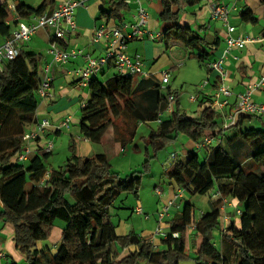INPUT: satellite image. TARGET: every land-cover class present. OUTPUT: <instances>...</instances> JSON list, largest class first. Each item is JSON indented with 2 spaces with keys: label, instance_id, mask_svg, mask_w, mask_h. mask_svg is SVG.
Returning a JSON list of instances; mask_svg holds the SVG:
<instances>
[{
  "label": "trees",
  "instance_id": "obj_1",
  "mask_svg": "<svg viewBox=\"0 0 264 264\" xmlns=\"http://www.w3.org/2000/svg\"><path fill=\"white\" fill-rule=\"evenodd\" d=\"M180 1L162 0L164 12L160 18L176 22L163 34V41L166 47L172 42L181 43L190 55L205 62L204 39L178 23L183 9L173 11ZM105 4L109 10L103 9L102 14L109 19L122 21L123 12L129 9L125 0H106ZM45 7L32 9L18 3L19 22L41 15ZM241 19L257 22L250 9L241 13ZM13 24L17 26L18 21H13L7 1L1 3L0 35L11 37ZM21 46L19 55L5 61L0 69V221L14 227L16 248L29 264H40L39 244L49 239L57 220L66 227L52 264H180L191 257L189 242H194L195 236L202 239L193 257L195 264H264V130L243 127L252 116L240 115L234 125L217 132L214 123L190 118L180 110V94L168 87L170 82L163 87L161 74L159 81L149 75L138 79L118 73L105 82L93 78L89 84L92 98L83 106L79 123L82 138L91 143L101 144L110 136L125 150L137 136L131 119L138 124L159 123L158 129L144 139L148 149L152 147L155 152L175 144L180 135L195 144L206 135L222 136L215 141L217 146L213 143L199 152L192 149L186 159L176 156L169 161L165 172L169 185L174 194H183L172 206L177 210L175 216L170 214L171 207L161 222L156 217L167 238L155 233L147 238L134 231L119 236L111 223L110 210L123 194L139 196L142 172L120 179L112 171L108 153L80 157L74 141L69 146V159L58 169H48L45 164L52 152L37 155L29 163L16 161L26 145L25 135L40 122L37 111L42 100L39 87L45 59L41 54L23 52ZM168 96H173L175 109L170 119L163 120ZM216 192L220 197L214 199ZM197 195L211 196L210 211L198 217L191 202ZM183 200L181 209L178 202ZM225 200L239 206L240 228L234 215H226L232 221L223 224L221 208ZM217 229L227 243L223 252L213 241ZM158 237L165 246L163 250L155 242ZM122 250L127 254L119 258Z\"/></svg>",
  "mask_w": 264,
  "mask_h": 264
},
{
  "label": "crops",
  "instance_id": "obj_2",
  "mask_svg": "<svg viewBox=\"0 0 264 264\" xmlns=\"http://www.w3.org/2000/svg\"><path fill=\"white\" fill-rule=\"evenodd\" d=\"M6 1L7 0H0V4ZM64 1L65 0H18V3L25 4L27 7L32 9H39L40 7L46 5L44 13L51 14ZM81 1H83L84 6L77 8L73 17V20L77 27L76 32L72 35L67 36L65 41H58V45L63 50L77 53L75 57L71 58L66 65L58 66L52 63V58L49 55L50 43L54 41V30L52 29L40 31L28 43H22L21 46L23 52H33L35 54H41L45 57L44 62L42 64L43 70L41 72V78H44V71L46 70V68L50 67L49 76H51L52 78L54 93L53 99L41 100L40 102L37 111V120L38 122L44 119L49 120L51 122V126L49 129H47L40 135V139L29 142V146L32 149V153L29 155V158L31 156L35 157L37 155H42V152H38L39 149L44 147L48 140L53 142L56 141L53 138L54 136L58 137L64 133L67 134V136H71V142H75L76 147L78 148V156L93 157L97 155L95 154V147H93L94 143L83 139L80 134L79 123L81 120V110L83 106L91 100L92 94L89 89V86L85 87L81 85L79 72L86 67V56H90L91 58L96 59L103 57L106 53V50L108 51L109 46L107 40H103L102 42L98 43L95 42L96 33L101 28V26L106 25L109 28L117 27L120 28L122 34H130L132 31L131 26L135 23L134 17L136 15L139 5L136 0H125V2L128 3L129 9L123 12L124 16L122 18V21H119L117 19H109L103 16V9L109 10V5L105 4L106 0ZM220 2L230 7L231 12L229 22L231 26L235 28L233 37L247 38L259 37L261 35H264V0H220ZM211 4L212 3L207 0H192V2L190 0H181L179 4L173 8V11L177 12L178 10L183 9L184 13L180 16L181 18L178 23L181 25L189 26L195 33H197L202 39H204V42L202 43L207 51V53L205 54V62H200L196 57L190 55L189 49H187L183 44L180 43L186 50V58L188 59V62L192 63L190 67L191 71L188 74L193 76L197 75L198 79L196 81L199 84L198 88L200 91V95L191 97L190 99L191 105L197 104L196 109L190 110L194 114H189L187 110L184 109L181 102L179 104L181 106L180 110H183L184 113H186V115H188L190 118H199L214 123V129L218 132L221 129H225V125L229 123V116L231 114L233 104L236 102L237 96L239 94L245 93L251 83L253 84L254 82H258L262 77H264V42L250 43L244 49L234 50L232 52V55L228 59V63L226 65L228 79L225 82V84L229 87L232 93L228 100L230 102V105L222 109H213L212 104L215 101L223 102L225 100V97H216L218 89L221 85V80L217 72L208 69L207 63L212 61L215 62L220 59L223 55V51L226 46L225 39L227 37V32L221 22H217L212 19ZM143 6L149 14V24L147 30L153 34H160V36L156 40H152L148 36H144L139 39H132L128 42L126 54L130 57L140 56L142 58L143 64H145L143 66L147 68V64H149L148 59L150 56L148 49H150L151 55H158L160 49L153 48L152 45L147 43H138V41L145 39H149L153 42L159 41L160 39H163V34L169 28L175 26L176 22H165L160 18L161 14L164 12L162 0H143ZM189 7L197 8L194 9L193 13H190L188 12ZM246 9H250L253 12L254 16L257 18L256 23H246L242 21L241 13ZM127 15L129 16L128 20L126 18ZM125 25H128V27H125ZM220 26H222V28H220ZM15 30L16 25L13 24L11 32ZM155 31H157V33H155ZM7 39V37H3L0 35V46H2ZM175 43L177 42L170 43L169 46L165 48V51L169 50L171 48V45H176ZM129 44L131 45L129 46ZM182 65L185 66L186 64H173V66L171 67V71H175L178 68L183 67ZM112 69H114L115 71L111 76H109ZM149 69H147L149 71L147 74L159 81V74L153 72L154 68L149 67ZM105 70L106 71L102 74L100 73L95 76L102 82H105L117 73L116 69L113 66H109ZM136 77L138 79L144 78L142 76H135V78ZM168 87L173 90L172 86L169 85ZM257 91L264 92V87ZM257 91L253 93V96H255ZM258 97L262 98V95L259 94ZM253 101L258 104H264L260 101H256L255 99H253ZM174 109L175 106L173 105L171 113L165 112L167 115V119H170ZM67 119L71 120L70 125L67 127H63L62 123H64ZM131 122L137 127V130L139 126L148 125L150 123H157L149 122L138 124L132 119ZM244 126H251V121L244 122L243 127ZM36 128L37 125H33L30 129V132L37 131ZM180 136H178L177 141L174 145L176 147H181V149L175 154L180 159H186L188 152L192 149H195V143L188 139L186 136H184V138H182L186 141L184 144H180ZM205 137H210V135H206ZM212 137H215V134H212ZM221 137L222 136L219 134L218 137L214 139L217 140ZM133 141H135V139ZM105 145H110L113 148L115 155L117 153L122 154L126 150H123L120 143L112 142L110 136L105 138L103 143L98 144V146H100L102 150H104ZM213 146H217L215 142ZM55 149L56 148H54V150ZM29 161L30 160L28 159L26 163H29ZM170 189L171 191L169 194V200L173 199L174 197L173 188L171 187ZM225 201V203L223 201V205L221 208L222 213L224 214V216L234 215V213H231L230 209H238L239 206L233 200ZM208 206V209L202 211L200 215L203 212L210 211L211 207L210 205ZM1 209L2 204L0 202V210ZM228 221L231 223L232 220ZM234 221L236 227L240 228L239 218L236 220L234 219ZM230 223H228V225ZM53 231L49 239L52 237ZM14 236V227L10 224H5L1 220L0 253L4 254V257L0 258L1 264H10L12 261L18 264H29L27 257L17 250L14 241ZM194 239L197 242L195 243L196 249L193 250L195 255L202 239L199 236H195L193 240ZM61 240L62 236L59 240H57V242H54L52 240L49 244L48 242L41 243V247L39 248V262L43 249L45 253L52 249L55 250V252L53 253L54 259V256L57 252L56 250H58V247L61 244ZM192 242L193 241L190 240L189 250L190 244ZM189 253L192 254L191 251ZM52 262L53 260L49 261L50 264H52Z\"/></svg>",
  "mask_w": 264,
  "mask_h": 264
},
{
  "label": "built area",
  "instance_id": "obj_3",
  "mask_svg": "<svg viewBox=\"0 0 264 264\" xmlns=\"http://www.w3.org/2000/svg\"><path fill=\"white\" fill-rule=\"evenodd\" d=\"M210 1L211 4V13L212 19L221 22L223 27L227 32V37L225 39V49L223 51V55L220 59L215 62H210L208 64V68L212 71L218 73L221 85L218 89L216 97L224 96L225 100L223 102L215 101L212 104V108L222 109L224 107H228L230 102L228 101L230 96L232 95L229 87L225 84L228 79V73L226 71V65L228 63V59L232 55L234 50H242L250 43H263L264 35L259 37H247L242 38L233 37V33L235 32V28L231 26L229 22L230 17V7L226 6L224 3L220 2V0H207ZM139 7L137 9L135 15V23L131 26V33L128 35L122 34L120 28H109L106 25H102L101 28L97 31L95 36V42H102L103 40H107L108 42V51L103 57L100 58H91L90 56H86V67L79 72L80 83L82 86H89L93 77L97 76L104 69L109 66L114 65L117 73L122 76H142L148 77L144 71V64L142 58L140 56L130 57L126 54V50L128 48V42L132 39L142 38L144 36H148L152 40H156L160 34H153L147 30L149 24V14L148 11L143 6V0H136ZM8 9L12 14L13 21H18V25L16 26V30L13 31L11 37H9L6 42L0 46V69L2 68V64L5 61H12L15 59L20 53V46L22 42H29L30 39L40 30L52 29L54 30V41L50 43L49 47V55L52 57V63L58 66L66 65L71 58L75 57L76 52H68L63 50L59 45L58 41H65L66 37L72 35L76 32L77 27L73 20L74 13L77 8L84 6L83 1L81 0H65L57 9H55L51 14L42 13L41 15H34L28 22H19L20 19L17 15V5L18 0H7ZM128 27V25H125ZM47 67L44 71V78H42L40 87H39V95L42 100H50L54 98L53 93V82L51 76H49V69ZM171 72H165L161 74L163 85L165 86L170 82ZM264 87V77H262L258 82H254L253 84L248 86V89L245 93L239 94L236 98V102L233 104L231 114L229 116V123L225 125V128L228 129L232 125H234L237 121V118L240 115H247L252 117L261 118L264 117V104H258L253 101L252 96L253 93L257 90H260ZM165 88V87H164ZM173 106V96H168L167 98V108L165 112H172ZM71 120L67 119L64 123H62L63 127H67L70 125ZM160 122V121H159ZM51 126V122L49 120H42L37 124V131L29 132L25 135L24 140L26 145L21 153L16 156V161L19 163L27 162L29 159V155L32 153V149L29 146V142L36 141L40 139V135ZM216 139L212 137H206L202 142L195 144V150L202 151L203 149L211 146ZM218 143V142H217ZM54 149V143L51 141H47L44 147L39 149L43 154L51 153ZM177 155L173 154L171 159L174 160ZM46 180L49 179L47 175ZM220 192H216L214 194V199L220 197ZM156 196H161L162 191L157 188L155 190ZM183 192H178L174 195L173 199L169 200L162 207V210L158 212L157 218L159 222H161L169 209L174 206L175 202L182 197ZM136 214L141 216H146V219H150V216L144 213L142 208L136 209ZM241 212L239 209L236 211V215H240ZM229 218L224 216L223 221L225 224ZM225 229V228H224ZM155 236H161L162 238H167V235L164 233L163 228L160 225L157 227ZM174 237H177L176 235ZM4 254L0 253V258H3Z\"/></svg>",
  "mask_w": 264,
  "mask_h": 264
},
{
  "label": "rangeland",
  "instance_id": "obj_4",
  "mask_svg": "<svg viewBox=\"0 0 264 264\" xmlns=\"http://www.w3.org/2000/svg\"><path fill=\"white\" fill-rule=\"evenodd\" d=\"M197 8V7H195ZM194 7H189L190 13H193ZM191 9V10H190ZM127 15V20H128ZM222 28V26H220ZM157 33V31H155ZM138 43H147L152 45L153 48L160 49V52L158 55H151L150 49L149 50V59L147 64V68L144 67V71L148 73L149 71L147 69L154 68L153 72L157 74H162L165 72H171V67L173 64H186L185 66L178 68L175 71L171 72L170 77V86H172L174 91H178L180 94V99L182 106L189 114H194L190 110H194L197 108V104L191 105L190 99L191 97H195L200 95V91L198 88V82L196 81L198 79L197 75L193 76L188 74L191 71V64L188 62V59L186 58V50L180 43H175L176 45H171V48L167 51H165V43L163 42V39H160L159 41L153 42L149 39L138 41ZM132 44V43H131ZM129 44V46L131 45ZM152 48V49H153ZM188 63V67H187ZM145 65V64H144ZM150 70V69H149ZM114 69L110 72L109 76H111L114 73ZM196 82V83H195ZM164 87V85H163ZM262 95L261 97H258V95ZM194 95V96H192ZM260 100H259V99ZM253 99L256 101H260L261 103H264V92H258L253 96ZM162 118L164 120L167 119V115L164 112L162 114ZM253 128L257 129H263L264 130V117L257 118L252 117L251 120V126ZM158 129V123H150L148 125L139 126L137 130V136L135 138V141L130 143L128 147L126 148L125 152L122 154L117 153L115 155L113 148L110 145H105L104 150L98 144H94L93 147H95V154L98 153H108L110 157V163L112 166V171L120 177V179H126L128 176L132 175L134 172H142V183L139 191V196L136 197L134 194L126 193L121 195V197L115 202L114 206L110 210V220L111 223L116 227V232L119 236H125L128 235L130 232L135 231L138 235H142L147 238H151V235H153L156 232L158 223H157V212L162 210V207L165 203L169 201V194L171 191V187L169 185V181L167 176L165 175V172L168 170V164L171 160V155L173 153L179 152L181 147H176L174 144H168L165 148L154 151L152 147L146 146L144 143V139H148L149 134L151 131ZM228 133V132H227ZM184 136L179 137V143L184 144L185 139H183ZM56 141H54V145L56 148L53 149V153L51 156L45 160V164L48 169H58L62 166H64L69 159L71 153L69 150V144H71V136H67V134H62L58 137H53ZM52 140V139H51ZM78 146V145H77ZM85 147V146H84ZM78 149V148H77ZM148 149V151H147ZM34 156H31L32 159ZM29 158V160H31ZM159 188L162 191L161 196H156L155 190ZM175 195V194H174ZM209 195L206 196H200L197 195L194 198H191V202L195 206L196 215L197 217L202 211H205L208 209L209 201H210ZM185 199L189 200V195H185ZM226 201H224L225 203ZM180 205V208L182 209L185 205V201L178 202ZM137 207H141L144 210L145 214L150 215L151 219L146 220L144 216L137 215L134 212V209ZM158 210V211H157ZM231 213H234V219H238V216L235 214L236 208L230 209ZM177 213V210L175 207L171 208V215L172 217L175 216ZM226 216V215H225ZM166 222V220H165ZM164 222V223H165ZM230 223L229 221H226L225 224L228 225ZM164 226V225H163ZM66 227V224L63 221L57 220L55 222L54 231L52 234V237L44 242L41 243H51L53 240L54 242H57L62 236V233ZM165 227V226H164ZM213 241L216 245V247L223 252L225 250V247L227 243L222 240L220 230L217 229L213 232ZM155 242H157L158 245H160V249H164L165 246L161 243V238L158 237L155 239ZM41 243L39 244V248L41 247ZM197 243L194 239V245L193 242L190 244V250L191 251L189 258L181 262L180 264H195V261L193 260L194 252L193 250L196 249ZM229 245V244H228ZM224 248V249H223ZM57 251V250H56ZM55 250H50L48 252H43L40 256V262L41 264H50L49 261L53 260V253ZM127 251H119V258L126 255Z\"/></svg>",
  "mask_w": 264,
  "mask_h": 264
}]
</instances>
